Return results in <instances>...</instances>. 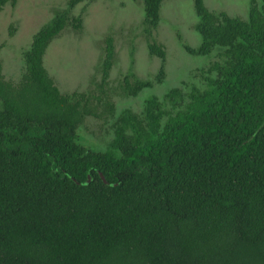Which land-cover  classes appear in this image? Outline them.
I'll return each instance as SVG.
<instances>
[{
	"label": "trees",
	"instance_id": "1",
	"mask_svg": "<svg viewBox=\"0 0 264 264\" xmlns=\"http://www.w3.org/2000/svg\"><path fill=\"white\" fill-rule=\"evenodd\" d=\"M86 1L97 0H70L34 35L18 84L0 59V264H264V0H251L247 20L194 0L202 44L184 48L220 59L207 89L172 88L173 114L151 96L142 115L118 117L114 96L166 77L153 39L165 0H142L149 51L162 60L154 80L132 64L112 87L108 37L101 81L65 95L44 57L66 28L82 30L72 12ZM17 2L0 0V11ZM86 117L115 118L106 151L82 142Z\"/></svg>",
	"mask_w": 264,
	"mask_h": 264
},
{
	"label": "rangeland",
	"instance_id": "2",
	"mask_svg": "<svg viewBox=\"0 0 264 264\" xmlns=\"http://www.w3.org/2000/svg\"><path fill=\"white\" fill-rule=\"evenodd\" d=\"M70 0H18L15 7L7 5L0 11V59L6 81L18 84L26 73L24 53L31 47L34 35L58 12L67 8ZM210 11L226 12L231 17L247 20L251 0H204ZM81 16L83 28H66L49 46L44 65L62 94L86 92L101 81V65L105 58L106 39L112 37L115 61L110 75L112 87H118L132 64L142 80H154L162 60L151 55L145 32L142 0H97L79 4L72 17ZM198 17L194 0H165L161 21L153 39L166 53V77L161 84L146 89L137 97L114 96L116 117L124 109L142 115L146 100L157 96L163 108L175 113L164 96L172 88L188 95L192 87L205 90L211 63L219 61L217 51L208 56L190 55L184 48H198L202 38L196 31ZM188 101V98H186ZM115 118L86 117L79 130L82 142L95 151H106L114 139Z\"/></svg>",
	"mask_w": 264,
	"mask_h": 264
},
{
	"label": "water",
	"instance_id": "3",
	"mask_svg": "<svg viewBox=\"0 0 264 264\" xmlns=\"http://www.w3.org/2000/svg\"><path fill=\"white\" fill-rule=\"evenodd\" d=\"M102 178H103V180L106 182V180H105V178L102 176ZM90 181H91V178H89V180L87 181V183L86 184H89L90 183ZM107 183V182H106Z\"/></svg>",
	"mask_w": 264,
	"mask_h": 264
}]
</instances>
